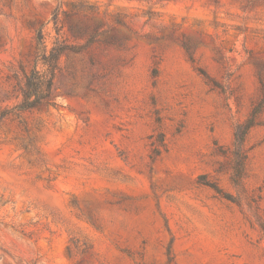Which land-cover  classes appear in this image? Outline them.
<instances>
[{
	"label": "rangeland",
	"instance_id": "374dc122",
	"mask_svg": "<svg viewBox=\"0 0 264 264\" xmlns=\"http://www.w3.org/2000/svg\"><path fill=\"white\" fill-rule=\"evenodd\" d=\"M0 264H264V0H0Z\"/></svg>",
	"mask_w": 264,
	"mask_h": 264
},
{
	"label": "trees",
	"instance_id": "16d2710c",
	"mask_svg": "<svg viewBox=\"0 0 264 264\" xmlns=\"http://www.w3.org/2000/svg\"><path fill=\"white\" fill-rule=\"evenodd\" d=\"M37 50L38 57L44 64L49 65L51 70L46 74L34 67L25 75L24 82L19 86L21 101L18 108L22 112L37 108L43 103H50L53 99V77L60 54L52 50L48 56L42 33L37 36Z\"/></svg>",
	"mask_w": 264,
	"mask_h": 264
}]
</instances>
